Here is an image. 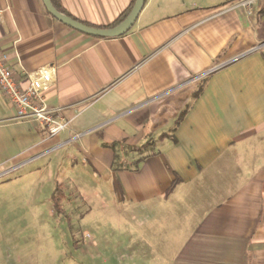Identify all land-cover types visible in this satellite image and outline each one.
<instances>
[{
  "label": "crops",
  "instance_id": "0c3cea01",
  "mask_svg": "<svg viewBox=\"0 0 264 264\" xmlns=\"http://www.w3.org/2000/svg\"><path fill=\"white\" fill-rule=\"evenodd\" d=\"M131 1L59 3L108 28ZM240 1L145 0L126 34L94 38L42 0H0L7 66L22 88L54 67L45 103L69 122L50 138L16 121L0 91V176L54 154L109 184L128 218L167 233L147 264H264V0L250 14ZM120 152L127 167L115 170Z\"/></svg>",
  "mask_w": 264,
  "mask_h": 264
},
{
  "label": "rangeland",
  "instance_id": "374dc122",
  "mask_svg": "<svg viewBox=\"0 0 264 264\" xmlns=\"http://www.w3.org/2000/svg\"><path fill=\"white\" fill-rule=\"evenodd\" d=\"M81 167L52 154L0 176V264L153 260L167 233L140 224L137 216L128 218L117 192ZM57 186L60 203L53 199Z\"/></svg>",
  "mask_w": 264,
  "mask_h": 264
},
{
  "label": "built area",
  "instance_id": "2783aa9c",
  "mask_svg": "<svg viewBox=\"0 0 264 264\" xmlns=\"http://www.w3.org/2000/svg\"><path fill=\"white\" fill-rule=\"evenodd\" d=\"M255 1L257 0H241L240 5L250 14ZM54 85L55 68L47 67L27 74V85L22 88L16 81L14 72L6 64V56L0 52V91L14 108L15 120L37 123L50 138L69 127V122L59 110L46 106L45 92Z\"/></svg>",
  "mask_w": 264,
  "mask_h": 264
},
{
  "label": "water",
  "instance_id": "95a60500",
  "mask_svg": "<svg viewBox=\"0 0 264 264\" xmlns=\"http://www.w3.org/2000/svg\"><path fill=\"white\" fill-rule=\"evenodd\" d=\"M145 0H134L132 9L130 10L127 17L119 23L117 26L112 28H95L84 25L80 22H77L65 15L60 14L52 6L50 0H42L43 6L46 12L55 20L61 24L90 37L94 38H114L120 37L126 34L131 27L134 25L140 11L143 8Z\"/></svg>",
  "mask_w": 264,
  "mask_h": 264
},
{
  "label": "trees",
  "instance_id": "16d2710c",
  "mask_svg": "<svg viewBox=\"0 0 264 264\" xmlns=\"http://www.w3.org/2000/svg\"><path fill=\"white\" fill-rule=\"evenodd\" d=\"M52 6L55 8V10L57 12H59L60 14L62 15H65L69 18H71L61 7L60 3H59V0H50ZM134 4V0L131 1L129 7L127 8V10L110 26H108V28H112V27H115L117 26L119 23H121L126 17L127 15L129 14L130 10L132 9V6ZM73 19V18H71ZM74 20V19H73ZM76 21V20H75ZM198 95V92L195 93V96ZM184 112L179 116V119L177 120V123L181 120L182 116H183ZM167 137V135H163L161 136V138H165ZM148 145V144H147ZM145 145V146H147ZM114 163H113V169L115 170H119V169H122V168H126L127 167V162L124 161L123 159L122 160H119V157L115 154L114 155ZM140 159L138 160H135L134 162H131L130 163V166L132 167V170H136L137 168V164L139 162ZM176 185V181H174L171 185V187L169 188V190L167 191V195L170 194L172 192V189L174 188V186ZM63 198V191L61 189L60 186H57L54 190V193H53V199L54 201H58L60 203L61 199Z\"/></svg>",
  "mask_w": 264,
  "mask_h": 264
}]
</instances>
